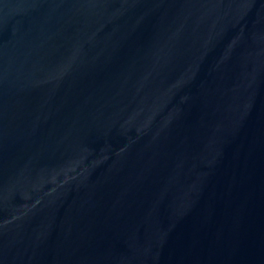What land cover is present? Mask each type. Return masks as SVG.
Instances as JSON below:
<instances>
[{
    "label": "water",
    "instance_id": "obj_1",
    "mask_svg": "<svg viewBox=\"0 0 264 264\" xmlns=\"http://www.w3.org/2000/svg\"><path fill=\"white\" fill-rule=\"evenodd\" d=\"M0 264H264V0H0Z\"/></svg>",
    "mask_w": 264,
    "mask_h": 264
}]
</instances>
